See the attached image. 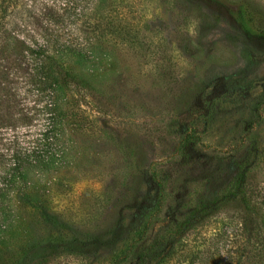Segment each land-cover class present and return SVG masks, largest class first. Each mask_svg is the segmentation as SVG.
I'll return each mask as SVG.
<instances>
[{
  "label": "rangeland",
  "instance_id": "374dc122",
  "mask_svg": "<svg viewBox=\"0 0 264 264\" xmlns=\"http://www.w3.org/2000/svg\"><path fill=\"white\" fill-rule=\"evenodd\" d=\"M242 1L264 15V0L230 6ZM10 10L3 21L15 40L0 51V86L15 89L0 105V264H107L109 249L124 248L145 222L148 241L166 234L240 165L251 201L264 205V44L225 9L204 0H18ZM37 46L71 72L56 90V158L47 169L26 162L12 178L10 155L43 149L50 127L31 84ZM180 114L192 123L190 154ZM241 209L230 201L197 222L159 264H252L241 227L253 223H240ZM59 231L66 243H46Z\"/></svg>",
  "mask_w": 264,
  "mask_h": 264
},
{
  "label": "trees",
  "instance_id": "16d2710c",
  "mask_svg": "<svg viewBox=\"0 0 264 264\" xmlns=\"http://www.w3.org/2000/svg\"><path fill=\"white\" fill-rule=\"evenodd\" d=\"M207 3L216 7L225 9L233 21L238 25L239 29L246 36L247 39L264 44V15L261 6L253 3L252 1L239 2L235 7L230 6V0H204ZM18 0H0V51H5L10 47V43L15 40V36L9 31L7 24L3 21L6 16H10L12 7L17 6ZM30 51L37 57L36 74H34L31 84L36 86L37 92L41 93L43 105L41 113L43 117L48 119L50 127L41 131V138L44 143V148L37 150L33 148L28 153L21 154L19 150H14L10 155L12 158V165L7 169V175L9 177H16L23 175L24 163L28 162L29 166L48 168V164L54 165L55 152L52 149L53 138L50 134V129L56 124L57 112H56V90L59 82L63 79L66 81L71 72L61 69L57 66L52 57L47 54L42 46H37L36 49L30 48ZM63 70V71H62ZM1 84V81H0ZM0 86V105L3 104L4 94L12 95L15 92L14 86H7L6 91H2ZM5 107H0V121L1 111ZM30 115L25 114L23 118L28 119ZM34 118V117H32ZM31 119V118H30ZM26 121V120H25ZM30 121V120H29ZM181 129L186 131L185 139L182 142V149L185 153H192L194 145L191 131L188 129L192 125L188 118V115L180 114L177 118ZM189 130V131H188ZM23 155H25L23 157ZM25 158V159H23ZM38 165V166H37ZM45 165V166H44ZM28 166V167H29ZM247 166H239V171L235 177L220 190L215 196L206 198L199 203L195 204L192 209L181 219L170 221L169 231L164 235H156L155 238L147 240L144 236L145 224L143 228L138 230L137 236L121 248L118 252L109 249V253L106 255L105 260L107 264H159L168 257L177 253L178 247H176V240L187 233L188 230L194 227L197 222L206 221L210 217L217 216L219 211L223 209L224 205L230 201H236L242 208L240 212L241 221L243 226L248 227V223H253V227H241L242 232L248 233V253L247 260L252 264H264V205H257L253 203L250 197V193L246 187ZM11 178V179H12ZM0 186V203L3 199V194L7 188V183H2ZM44 213V212H42ZM46 214V213H45ZM46 216V215H45ZM44 216V217H45ZM247 222V223H245ZM256 227V228H255ZM224 229L218 234L219 238L224 237ZM64 234L62 231L57 233L52 232L49 234V238H46V243L51 242L52 247H58L63 244ZM184 246V245H182ZM198 253V252H197ZM195 252L191 254V261H194L193 256ZM251 258V259H250ZM6 264V262L4 263ZM19 264H29V259H21Z\"/></svg>",
  "mask_w": 264,
  "mask_h": 264
}]
</instances>
